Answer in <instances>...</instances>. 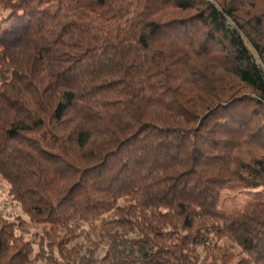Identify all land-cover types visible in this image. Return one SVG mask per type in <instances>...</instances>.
I'll return each instance as SVG.
<instances>
[{
  "label": "trees",
  "instance_id": "16d2710c",
  "mask_svg": "<svg viewBox=\"0 0 264 264\" xmlns=\"http://www.w3.org/2000/svg\"><path fill=\"white\" fill-rule=\"evenodd\" d=\"M0 176V264H264V0H0Z\"/></svg>",
  "mask_w": 264,
  "mask_h": 264
},
{
  "label": "rangeland",
  "instance_id": "374dc122",
  "mask_svg": "<svg viewBox=\"0 0 264 264\" xmlns=\"http://www.w3.org/2000/svg\"><path fill=\"white\" fill-rule=\"evenodd\" d=\"M263 189L256 191L257 194H253L251 191H245L239 194H233L232 192L225 191L223 194V207L225 206L227 210H235L236 208H242L243 205L249 201H254L257 196L264 199ZM255 193V192H254ZM0 210H3L9 214H19L27 219V216L22 212L20 204L13 198L10 194V184L7 180L0 176Z\"/></svg>",
  "mask_w": 264,
  "mask_h": 264
}]
</instances>
